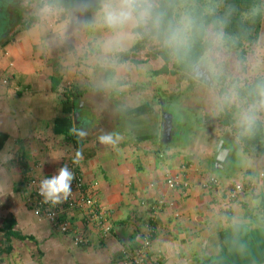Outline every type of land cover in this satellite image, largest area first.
Wrapping results in <instances>:
<instances>
[{"label": "crops", "instance_id": "0c3cea01", "mask_svg": "<svg viewBox=\"0 0 264 264\" xmlns=\"http://www.w3.org/2000/svg\"><path fill=\"white\" fill-rule=\"evenodd\" d=\"M81 1L0 0V199L11 210L0 228L13 219L11 229L0 231V256L8 254L0 264H122L161 199L166 206L156 215L152 264H264V185L255 181L229 200L235 182L223 178L225 143L228 156L217 164L220 127L195 122L184 146L173 148L175 126L164 139L163 115L173 125L176 116L165 107L177 93L163 85L174 77L152 75L158 60L125 58L138 41V24L123 28V42L114 43L101 9L85 13ZM108 133L119 137L115 145L99 143ZM74 160L85 181L97 184L112 225L106 236L87 230L90 243L82 248L32 212L31 172L24 173L29 168L44 178ZM177 176L189 187L170 189L167 179ZM212 177L218 185L206 190L202 184ZM71 221L84 227L83 212L72 213Z\"/></svg>", "mask_w": 264, "mask_h": 264}, {"label": "trees", "instance_id": "16d2710c", "mask_svg": "<svg viewBox=\"0 0 264 264\" xmlns=\"http://www.w3.org/2000/svg\"><path fill=\"white\" fill-rule=\"evenodd\" d=\"M152 4V18L159 16L161 25L159 28L153 24V19L138 24L134 31L139 35L138 41L131 51L126 52L125 58L132 57L148 46L149 60L160 61V66L153 71L154 77H177L187 76L195 81L190 75L195 66L202 65L208 60L206 54H210L214 65H210L213 85L218 98L221 101L219 109V127L223 130L226 126L236 125L234 117L236 104L230 102L235 92L238 100H245L244 105H251V114H258L257 102L263 100L264 78H257L255 81L243 80L240 75L246 71L248 55L255 46L259 45L260 35L264 26V0H158ZM82 11L90 13L101 9V0H82ZM189 15L194 20V27L189 37V45L186 49L175 53L172 49L163 44L164 33L170 24H174L182 15ZM158 42V43H157ZM158 45V46H157ZM231 68L227 72L214 73L220 67L221 59ZM215 75V76H214ZM243 83L240 87L239 84ZM74 89H70L71 94ZM82 92H79L80 95ZM242 104V106L244 107ZM254 105V106H253ZM248 110V111H249ZM234 112V113H233ZM246 130V134L239 133L247 153L252 156H264V126L261 120H254L251 129L246 125L239 127V130ZM256 158V157H255ZM29 168L26 172H31ZM251 174V173H249ZM259 175V174H256ZM256 175L250 179L255 180ZM6 223H10L7 224ZM5 226L9 230L13 219L6 221ZM6 228H0V231ZM2 231V232H4ZM8 235H17L8 232ZM22 239H26L21 236Z\"/></svg>", "mask_w": 264, "mask_h": 264}, {"label": "rangeland", "instance_id": "374dc122", "mask_svg": "<svg viewBox=\"0 0 264 264\" xmlns=\"http://www.w3.org/2000/svg\"><path fill=\"white\" fill-rule=\"evenodd\" d=\"M157 1L158 0H154L153 3H156ZM99 19H100V15H99ZM92 25H94V23H91V20L88 19L87 28L92 27ZM99 33L100 35L103 34L100 31ZM122 42L123 40L120 41V43ZM149 51H150V47L148 46L145 50L135 55L138 56L140 59H143L142 56L145 58H149L148 56ZM206 55L208 60H205V62L202 65H197V69L203 70L204 71L203 74L210 73L211 76L210 80L213 85L214 82L210 71L211 68L210 65H214L215 62L214 60H212V57H210V54H206ZM44 61L48 62L52 66H56L53 64L54 58L44 57ZM230 68L231 67L227 63L225 62L223 63V58H222L220 67H218L214 71V73L217 74L222 73L223 75L227 72V74L229 75ZM240 77L243 80H249L250 82L255 81L257 78H264V26L262 28V32L260 35L259 45L255 46L253 51L249 53L247 69L245 72H243L240 75ZM186 78L187 76L179 75L177 77H174V80L177 83L174 82L173 84L170 85L165 82V85H163L165 88L166 87H168V89L170 88V91L177 93L176 96H173L172 98L169 99L170 104H166L165 107L166 109H169L172 112L176 113L175 122H174L175 131L172 138L173 148L176 147L178 144L184 146L191 140L192 134L196 132V130L194 129L195 122L200 123V125L203 128H209V127L218 128L219 124L221 123L220 119H217V117H220L219 109L221 106V101L218 98L216 89L215 88L210 89L209 87L207 88L206 85L198 84L193 80H190L191 83L188 84V82L186 83L183 81L186 80ZM137 80L139 81L141 79L137 77ZM128 86H130V82ZM239 86L242 87L243 83L239 84ZM230 102L233 103L234 105L236 104L237 108L238 107L239 108L238 110H235V114H234V117L237 119V122H235L236 125H234L235 128H233V126H226L223 128V139H224V143L226 144L225 146L231 149L229 155L230 156L229 162L225 166V169H223V178L224 180H226V178L232 179L230 181L228 180V182L234 181L236 184V183H244L246 179H250L251 177H253V175L255 176L256 174H259L260 179L257 180V175H256L255 181L258 184L257 186L259 187L263 186L264 177H261V174L264 173V156L259 155L258 153L257 156H255L256 157L255 158L254 156H252V153H247L244 144L241 141V138L239 137L240 136L239 133L246 134V130L244 129L239 130V127L243 126V124H241L240 121H241V116L244 113L249 112L248 110L251 108V105L246 107L244 105L245 100L244 99L238 100L235 92L233 93ZM242 104L244 105V107L242 106ZM256 105H257L256 110L258 114L254 115V120H261L264 126V105H261L260 102H257ZM200 107L203 108V112L201 113L202 118L198 120L197 118L200 116L197 114L200 111L199 109ZM190 110L192 112H190ZM0 206H2V210H0V224H1L2 223L1 219L8 217L11 214V210L9 209L8 206L4 205L2 200L0 201ZM36 253L37 252H35V254ZM6 256H8V254L4 253L2 256H0V259ZM5 260L8 261V258H6Z\"/></svg>", "mask_w": 264, "mask_h": 264}, {"label": "built area", "instance_id": "2783aa9c", "mask_svg": "<svg viewBox=\"0 0 264 264\" xmlns=\"http://www.w3.org/2000/svg\"><path fill=\"white\" fill-rule=\"evenodd\" d=\"M75 175V180L72 183V193L66 201L52 205L44 203L39 192V178L33 174L27 177V204L32 212L41 220H46L50 224L65 235L72 237V243L75 248H82L90 243L87 230L98 228L104 236L112 232L110 223L109 210L106 209L100 202L97 196V184H89L83 178L77 163H72L69 167ZM264 177V173L261 174ZM167 186L172 189H185L189 187V183L183 177L168 178ZM218 185V179L212 177L203 182L202 187L209 190ZM256 187L255 180L249 179L244 183H236L229 189L228 198L230 201H235L247 189ZM166 206V201L161 199L153 207V215L149 224L146 226V231L140 234L141 242L132 250L125 252L122 264H152L153 257L151 249L153 245V237L156 232V215L163 207ZM82 211L85 219L84 227H76L72 224V213ZM69 217L65 218L64 216Z\"/></svg>", "mask_w": 264, "mask_h": 264}, {"label": "clouds", "instance_id": "9594fccd", "mask_svg": "<svg viewBox=\"0 0 264 264\" xmlns=\"http://www.w3.org/2000/svg\"><path fill=\"white\" fill-rule=\"evenodd\" d=\"M151 0H101L102 23L112 29L116 35L113 42L119 43L125 38L122 29L128 25L145 23L152 18ZM159 16L153 19L155 27L161 25ZM194 27V20L191 16L182 15L174 24H170L164 33L163 44L172 49L175 53L186 49L189 45V37ZM127 38H131L129 35ZM264 96V92L261 93ZM264 105V100L260 101ZM241 124L246 125L250 130L254 122V116L249 112L241 116ZM119 137L114 138V134L108 133L98 137L102 145H115ZM81 154L76 153L79 157ZM77 163L78 160H74ZM75 175L67 164L60 166L51 176H46L39 181L38 194L43 198L44 203L52 205L66 201L72 193V183Z\"/></svg>", "mask_w": 264, "mask_h": 264}, {"label": "water", "instance_id": "95a60500", "mask_svg": "<svg viewBox=\"0 0 264 264\" xmlns=\"http://www.w3.org/2000/svg\"><path fill=\"white\" fill-rule=\"evenodd\" d=\"M196 69L197 66H195L194 71L192 73H190L191 76H193L197 81L201 82L202 84L206 85V86H211L212 82L210 80L211 76L210 73H206V74H201L199 75V73H196ZM196 73V74H195ZM165 121L163 122L162 125V129L164 131V139H170L172 136V131H173V118L170 114L165 113L163 115ZM218 157H217V164L220 165V163H224L226 157L228 156L229 153V149H227L226 147H224V139L221 140L220 144H219V148H218Z\"/></svg>", "mask_w": 264, "mask_h": 264}, {"label": "flooded vegetation", "instance_id": "af4514ba", "mask_svg": "<svg viewBox=\"0 0 264 264\" xmlns=\"http://www.w3.org/2000/svg\"><path fill=\"white\" fill-rule=\"evenodd\" d=\"M193 71H194V70H193ZM193 71H192V72H193ZM201 71H202V72H201ZM203 72H204L203 70L196 69V73H197V74L199 73V75L203 74ZM196 73H195V74H196ZM230 152H231V149H230ZM229 158H230V156H229ZM255 190H256V189H255Z\"/></svg>", "mask_w": 264, "mask_h": 264}]
</instances>
